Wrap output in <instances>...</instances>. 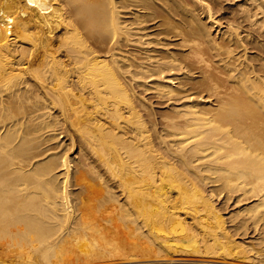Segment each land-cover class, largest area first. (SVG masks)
<instances>
[{"label": "bare ground", "instance_id": "6f19581e", "mask_svg": "<svg viewBox=\"0 0 264 264\" xmlns=\"http://www.w3.org/2000/svg\"><path fill=\"white\" fill-rule=\"evenodd\" d=\"M0 248L264 264V0H0Z\"/></svg>", "mask_w": 264, "mask_h": 264}, {"label": "rangeland", "instance_id": "374dc122", "mask_svg": "<svg viewBox=\"0 0 264 264\" xmlns=\"http://www.w3.org/2000/svg\"><path fill=\"white\" fill-rule=\"evenodd\" d=\"M175 191V190H174ZM2 242V241H1ZM3 249V248H2ZM1 248H0V250H2ZM3 250H5V249H3ZM7 251V250H6ZM5 251V252H6ZM5 252H3V251H1V253H0V255L1 254H3V255H7V254H9V253H7V254H5ZM12 254V253H11ZM3 255H1L0 257L1 258H3L4 259V263H2V264H6L7 262H9V263H7V264H21V263H19L18 262V258L16 259L15 257H12V256H14V254L13 255H10L9 257L8 256H3ZM9 259H8V258ZM117 257H121V258H117ZM179 257V259H177ZM181 257L182 256H177V257H174L173 258V261L174 262H177V263H182V264H195L194 262H192V261H190V259L189 260H186L185 258H189L188 256H183V258L181 259ZM131 257H129V258H125L123 255L121 256H115V257H105V258H100V259H94V260H91V261H88V262H83V263H77V264H165L167 261H168V259H169V257L168 258H166L165 260H164V257H162V259H160V257H153V258H151L150 257V259L148 260V258L147 257H145L144 259L142 258V259H140L141 257H133V258H131ZM134 258H136V259H134ZM146 258H147V260H146ZM191 258V257H190ZM107 259V260H106ZM121 259V260H120ZM138 259V260H137ZM151 259H153V260H151ZM157 259H160V260H157ZM171 259V258H170ZM15 260V261H14ZM97 260V261H96ZM105 260V261H104ZM138 262H137V261ZM157 260V261H156ZM129 261V262H128ZM132 261V262H131ZM136 261V262H135ZM144 261V262H143ZM146 261V262H145ZM154 261V262H153ZM159 261H161V262H159ZM163 261V262H162ZM166 261V262H165ZM188 261H189V263H188ZM16 262V263H15ZM102 262V263H101ZM108 262V263H107ZM186 262V263H185ZM191 262V263H190ZM22 264H24V263H22ZM25 264H27V263H25ZM229 264V263H228Z\"/></svg>", "mask_w": 264, "mask_h": 264}]
</instances>
